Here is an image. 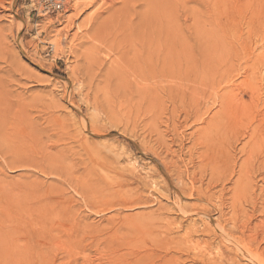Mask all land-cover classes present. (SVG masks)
<instances>
[{
	"label": "rangeland",
	"instance_id": "rangeland-1",
	"mask_svg": "<svg viewBox=\"0 0 264 264\" xmlns=\"http://www.w3.org/2000/svg\"><path fill=\"white\" fill-rule=\"evenodd\" d=\"M71 1L66 9H58L54 0H0V108L25 112L31 123L25 129H37L42 141L39 150L29 140L20 145L12 143L11 149L0 143V264H190L188 257L196 253L223 258L229 244L241 253H250L248 258L253 260L244 259L243 263L264 264V195L259 192L263 184L259 176L253 178V189L228 193L236 205L248 211L237 214L239 228L227 239L213 224L212 242L195 237L191 243L184 232L186 223L178 228L182 212L177 211L173 187L167 184L170 181L171 186L190 190V176L183 173L187 181L181 187L174 176L168 175L174 167H180L193 169L197 176L199 172L216 171L222 176L217 184L229 185L228 165L218 154L203 153L197 158L193 152L188 162V148L193 131L205 126L198 116L209 118L208 114L218 109L225 85L220 72L225 63L230 59L241 64L247 56V48L234 45L238 27L246 31L247 21L251 23L252 38L264 31V0L178 1L174 8L182 9L173 10L172 21L178 17L173 24L182 29L184 50L186 56L189 54L185 63L198 64L197 69L167 74L163 89L158 88L150 102L129 100L128 94L122 95V89L118 93L116 88L112 93L107 91L112 98L109 104L103 89L100 94L101 89L92 88L97 91L94 96L90 89L95 87L93 81L97 84L102 79L117 49L102 50V58L107 54L104 66H86L80 52L89 44L83 43V37L93 7L107 8L110 2L84 7V0H80L82 10L76 12L72 6L77 2ZM117 1L115 6H120L123 0ZM255 19L257 24H253ZM214 25L218 27L215 51L200 54L201 30ZM224 41L227 46L233 44V57L223 53ZM54 43L59 47L52 46ZM98 68L104 72L99 73ZM201 68L203 71H199ZM240 69L231 72L230 80L235 79L237 90L243 94L239 84L242 77L236 75ZM168 87L177 88L168 92L164 89ZM210 87L214 88L212 101L208 99L213 95ZM91 97L105 105H96L97 101L91 104ZM6 112L3 115L7 121L3 123L0 118V132L14 130L13 112ZM254 116L256 112L247 119L240 118L242 126L252 122ZM145 178L148 183L155 182L147 186ZM130 213L135 217L124 222L123 217ZM158 215L161 219L152 222L156 225L151 228L150 219ZM204 241L208 247H204Z\"/></svg>",
	"mask_w": 264,
	"mask_h": 264
},
{
	"label": "bare ground",
	"instance_id": "bare-ground-1",
	"mask_svg": "<svg viewBox=\"0 0 264 264\" xmlns=\"http://www.w3.org/2000/svg\"><path fill=\"white\" fill-rule=\"evenodd\" d=\"M54 1L55 2L53 4L54 6H56V8L66 9L68 0ZM79 1L80 0H76L77 3L73 2V0L71 1L73 3H76L73 6L71 5L75 11L79 10V8L83 6V4L84 7H93L94 5H97L98 1L102 2L103 5L110 2L109 6L107 5V8H102L101 6H97L96 8L93 7V9L95 10L92 12V16L89 15L88 17L90 23H88V28L85 27L87 30L83 37V43L89 44L88 46H85V48H83V43L79 44V49L76 52L78 53L81 49L80 47L83 46L80 53L83 56L85 65L89 66L90 64L97 63L99 65L103 64L104 66L103 61L106 60L107 62V59L104 60L103 58H105L107 54L102 58L100 54L102 50L105 49V51H111L113 48L117 49V52L115 51L117 53V56H115L114 59L112 58L114 61L111 60V63L109 62L110 65L108 64L109 67H107L106 71H101L103 69L105 70V67L103 69H100L101 72L98 68L99 73H104L101 74L103 75L102 79L97 84L92 80L93 85H95L94 87L91 84V89L89 87L91 93H93L92 96H94V88H97L98 91L101 89L99 91L100 94L103 89V91L107 93L104 95H108L107 91H110L112 93L111 90L117 88L118 93L119 90L122 89V95L123 93L128 94L129 100H133L136 98L140 102L144 101L147 103L152 101L154 92L158 88L163 89L164 86L162 83L164 82H162V80L167 74L176 70L178 73H182L184 70L185 72H187L189 70L193 71L197 69L198 64L196 65L195 63H190L189 65H187L185 63L186 58L189 54L186 56L187 51L184 50V48L186 49V47H184L185 40H183L182 38V29L179 28L181 26L178 27L177 25H175V23L173 24V21H177L176 19H178V17L176 16V19L172 21V18H174L172 17V15L174 14L173 10L177 9V7L175 9L174 6L177 5L176 3L178 1L181 2V0H123L120 6H115L117 3L119 4V1L117 0H108L107 2L105 0H84V3ZM80 9L82 10V8ZM103 12L107 13L104 17L102 16L104 15ZM77 14L80 13L78 12ZM70 16L71 15H69V17ZM85 19L87 20V17H85L84 20ZM257 21L258 19H255L253 21V24H257ZM82 24L84 25L85 22ZM251 25L252 24L247 21L246 31H243L242 27H238V32H236V36L234 39V45L236 44L242 49H248L245 60L241 64L234 62V60L231 61L230 59L225 63L224 68L220 72L221 75H223V77L220 79L224 81L223 83H225V85L223 87L224 90L220 94L218 109L213 110L211 114L209 113V118H207L206 115L203 118L200 117L201 115L198 116L200 118L199 122H201V124H205V126H200L196 128V131H193L192 135L194 136H192V144L188 148L189 150L185 148L186 150L190 151L188 162L192 159L193 152L197 154V158H199L203 153H213L215 155L218 154L222 162L228 165L225 166L228 167L230 171L229 177L227 178V184L229 185L225 186V184H221L219 186L217 184V181L220 182L222 180V176L218 175V173L213 170H210L208 173L199 172V175L197 176L193 169L192 171H189V169L180 170V167H174L176 168L174 170V168L172 167L173 171H170V173L168 174L174 176L175 180L181 184V187L187 181L186 180L184 182L185 176L183 175V173L186 176H190L192 179L190 190L188 192L185 191V186L181 189L176 188L175 184L174 186H171L170 181L169 183H167L170 185V187H173L175 206L177 211L182 212V218L178 222V228H184L183 222L186 223L184 224L186 229L184 232L189 235L191 243H194V241L196 240L195 237H203L204 239H206V241H211L213 239L212 235H214L211 229L213 224L218 225L220 236H222V238L224 239H227L226 237H231L233 232L239 228V216L237 214H246L248 209L244 206L236 205L234 203L236 202L234 197L228 196V193L230 191H248L250 189H253L255 187L253 186V178L259 176L263 182V184L261 185V189H259V192H262L264 195V31H262L257 37L252 38L250 34ZM68 26L70 27V25ZM77 27L78 25L76 26V28ZM206 28L207 27H205V29ZM201 33L202 36L200 37L201 39L199 40L198 45L201 47L199 53L201 54V52L205 53L207 51L214 52L217 46L218 27L214 25L211 29H206L205 31L201 30ZM195 34L198 37L200 31L198 32V35L196 32ZM58 44L59 43H54L52 46L56 45V47L58 48ZM75 45L76 47H78L77 44ZM191 49L193 50V48ZM222 49L224 50L223 53L225 55L228 54L227 56L233 57V52H235V50L232 43H229V45L227 46V43L224 41L222 43ZM189 61L190 59L187 62ZM204 61L206 62L208 60L204 58ZM201 64L200 66L202 67L204 63L202 65ZM213 65L214 64H211V69H213ZM201 69L199 71H203V69ZM235 69L241 70L236 75L242 77L239 80V84L244 89L243 94H247L246 100L243 99V94L240 93L239 90H237V85L233 82V80L235 79L233 78V80H230L231 72H233ZM207 70H209L208 73L210 72L211 74H213V71H211L210 69ZM93 71L95 72L97 70H94L93 68ZM98 75L99 77L101 76L100 74ZM93 78L94 77L92 76V79ZM204 84H206V82ZM229 84L231 85L225 87ZM173 88L168 87L164 89H168V92H172L173 90H176L175 88L177 87H175L174 89ZM210 88L212 89V91L210 92H213L214 88ZM215 93L217 94V91H215ZM115 98H118V96ZM214 98V92L212 97L208 96V99H210L211 101ZM94 99L95 97L92 99L93 101L91 102V104H93ZM97 100L98 99L96 98L95 102ZM104 100L108 101L109 104L112 98L108 95ZM98 101L101 102L102 100ZM98 101L96 105H102V103H104H98ZM199 109L196 110V113L199 112ZM8 110L13 112V120L11 121L15 124V126H13L14 130L6 129L4 130V132H0V143L2 144V146L5 145L8 148H12L14 143L19 144V142L21 143L22 141L25 142V140H29L33 144H35V146L39 150L42 147V141H40L39 139L38 130L35 128H31L30 130L28 127L27 129H25V125H31V123L28 121L30 120L29 116L22 110H15V108L12 109L8 106L4 108L1 107L0 118L3 123L7 121V118L3 114H7L6 111ZM255 112L256 117L254 116V120L246 124L245 126H242L240 118L243 120L247 119L251 113ZM213 128L216 129L212 132L211 129ZM238 133L240 137H238ZM179 160H181V158H179ZM179 160L177 159L176 161L179 162ZM177 163L175 162V164ZM181 165L183 164H180V166ZM134 172L135 171H133V174ZM143 182H145L148 186V184L151 185V183L153 185L155 181L148 183L145 178ZM229 207H232L233 209H235V211H232L233 209ZM227 208H229V210L232 212L226 210ZM132 215L133 214L131 213L130 215L125 214V216L123 217V221L129 223L130 220L135 217L134 215ZM160 215L163 216V214ZM165 217L166 216H164L163 220H165ZM204 217H207L208 221L205 220ZM158 218L159 220L161 219L159 215L155 219L151 218L149 226H154V224L156 225V223H151L158 220ZM174 224H176V221ZM140 229L142 230L143 228ZM6 237L7 235H5L4 238ZM4 240L5 239H3V241ZM203 243L204 247H208V244L205 241ZM3 245L6 244L4 243ZM248 257H250V253H248L247 251L241 253L234 248L233 244H231V246L229 244V246L227 247V254H225L223 258H214L212 256H209V254L206 255L204 253H196L194 255H190L188 258L191 262L190 264H247L243 263L242 261L244 259L249 260Z\"/></svg>",
	"mask_w": 264,
	"mask_h": 264
},
{
	"label": "built area",
	"instance_id": "built-area-1",
	"mask_svg": "<svg viewBox=\"0 0 264 264\" xmlns=\"http://www.w3.org/2000/svg\"><path fill=\"white\" fill-rule=\"evenodd\" d=\"M42 1V0H41Z\"/></svg>",
	"mask_w": 264,
	"mask_h": 264
}]
</instances>
